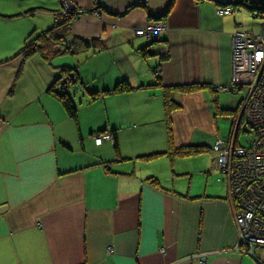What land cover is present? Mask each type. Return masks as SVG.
Segmentation results:
<instances>
[{"label": "crops", "instance_id": "obj_1", "mask_svg": "<svg viewBox=\"0 0 264 264\" xmlns=\"http://www.w3.org/2000/svg\"><path fill=\"white\" fill-rule=\"evenodd\" d=\"M219 1L73 0L84 13L60 53L21 63L59 2L0 0V264H255L237 250L227 191L182 192L188 157L169 155L218 139L214 88L230 83V35L246 32L233 6L216 13ZM162 17L159 41L134 35ZM79 40L95 47L64 51ZM64 70L77 79L66 90L75 121L47 92ZM120 82L132 91L103 93ZM107 131L116 148L94 144Z\"/></svg>", "mask_w": 264, "mask_h": 264}, {"label": "built area", "instance_id": "obj_2", "mask_svg": "<svg viewBox=\"0 0 264 264\" xmlns=\"http://www.w3.org/2000/svg\"><path fill=\"white\" fill-rule=\"evenodd\" d=\"M241 1L220 0L216 13L231 15L232 9L223 7ZM58 2L60 10L59 17L54 18L55 24L62 20L61 17L75 12L79 15L84 13L77 12L73 0ZM258 6L263 11L251 12L254 19L262 22L258 34L237 31L230 35V83L214 90L232 95H238L241 90L245 93L232 133L228 138L216 139L211 152L214 155V170L221 174L219 181H224L226 185L238 234L237 250L249 256L255 264H264V2L258 3ZM164 30L163 24L150 22L136 30L134 35L154 41ZM70 80L67 76L61 78L59 87L63 89L70 85ZM241 118L242 125L239 124ZM241 127L244 134L251 136L246 147L238 145ZM93 140L98 146L103 142H113L109 131L94 134Z\"/></svg>", "mask_w": 264, "mask_h": 264}, {"label": "trees", "instance_id": "obj_3", "mask_svg": "<svg viewBox=\"0 0 264 264\" xmlns=\"http://www.w3.org/2000/svg\"><path fill=\"white\" fill-rule=\"evenodd\" d=\"M249 0H242L240 3L238 4H234L232 5L233 7L238 6V7H242L243 9H245L246 11H263L262 8H259L258 4L257 5H251L249 6ZM169 11V8L166 10L165 13H167ZM75 15H68L66 16L64 19H62L58 24H55V26L43 33L40 34H31L30 36H28V38L26 39L23 47L19 50L17 57L21 59V63H23L25 60L29 59L30 57L37 55V54H42L43 50L45 48L47 51L49 49H51L52 54H58L60 53V50H56V49H52L51 45L53 44H62L65 45L68 40L71 38V21L73 19H75ZM162 18H159L158 20H161ZM154 42V41H152ZM64 47V46H63ZM91 47H95L94 43H89V42H85L82 40L79 41H74L73 45L70 46L69 48H65L64 51H72L73 53H77V52H81V51H86L88 49H90ZM69 77L71 78L70 80V85L65 86L63 89L59 87L60 80L63 77ZM76 75L72 74L71 72L64 70L61 71V75L60 78L56 81V83L51 86L48 89V93L54 97L62 106L63 110L65 111L67 117L70 120H76L77 119V109L75 107V105L73 104L71 97L66 93V90L70 87H74L76 84ZM74 85V86H73ZM57 89L62 90V93L57 92ZM196 88L195 87H188V88H178L176 89V91L179 92H193ZM216 89V88H214ZM132 91V89L130 88V86L126 83V82H120L118 84H116L114 86V88L111 91H105L103 92L105 95L107 94H124V93H128ZM218 90H214V92H217ZM172 93L171 90H165L164 91V102H163V108H164V114H165V118L166 120H168L170 111L175 107V105L173 104V102L170 100V94ZM240 108V106H239ZM239 108L237 110L234 111H228V113H230L232 115V118L234 120L237 119L238 114H239ZM240 125H242V118L240 119L239 122ZM233 125L235 126V123H233ZM233 131V129H232ZM231 131V133H232ZM105 133V132H104ZM111 133V132H110ZM230 133V134H231ZM112 136V144L114 145V147L116 146L113 140V134L111 133ZM228 138V137H227ZM116 148V147H115ZM211 148L205 147V146H186L180 149H174L172 151L169 152V155L172 157H190V156H195V155H199L201 153H205V152H210ZM159 154H154V155H149L146 157H143L142 159H149L152 157H155ZM214 162V160H213ZM214 168V166H213ZM150 182L154 183L153 179H149Z\"/></svg>", "mask_w": 264, "mask_h": 264}, {"label": "rangeland", "instance_id": "obj_4", "mask_svg": "<svg viewBox=\"0 0 264 264\" xmlns=\"http://www.w3.org/2000/svg\"><path fill=\"white\" fill-rule=\"evenodd\" d=\"M264 2V0H263ZM59 4V3H58ZM60 7V5H59ZM230 7L232 9V5H225L223 8H228ZM239 11L242 17L245 19L242 21L243 23V30L246 32H252L255 34H258L260 27L262 25V22L260 19H254L252 17L251 12L252 11H245L242 7L234 6L233 10ZM60 10V9H59ZM232 10V12H233ZM255 12V11H253ZM59 13V12H58ZM56 14L57 17H59V14ZM264 14V13H262ZM75 17H78L79 13L77 14L76 12L72 14ZM55 18V17H54ZM64 19L65 17H61ZM240 19V18H239ZM153 22V21H152ZM154 22H159L163 24L166 30V24L164 23V20H156ZM54 24H55V19H54ZM232 25V22H231ZM55 26V25H54ZM234 26V24L232 25ZM164 30V31H165ZM237 32V31H234ZM233 34V33H232ZM159 36L157 40H154V43L159 41ZM149 40V39H148ZM150 41H153L150 39ZM231 42V41H230ZM49 48V47H48ZM45 48L43 51L49 52L51 49L48 51ZM52 49L56 50H62L63 46L62 44H52L51 45ZM44 53V52H42ZM45 54V53H44ZM157 73V70L155 71V75ZM243 89V88H242ZM241 90V89H240ZM57 92L62 93V90L57 89ZM244 93L245 90L239 91L238 95H232L228 93H222L219 92L217 96L214 98V103H212V115H213V120L216 122L215 124V134L217 135L216 138L221 139V138H226L230 135L232 129L234 128L233 123H235V120L232 118V115L228 113V111H234L235 109L237 110L241 104V100L244 98ZM85 99V98H84ZM81 98V100H84ZM78 102V98L77 101ZM108 132V131H107ZM243 132L244 129L241 127V130L238 134V145L246 147L247 142L250 139L249 134H244ZM209 140V144L212 147V145L215 143L214 141H211V139L207 138ZM214 140V139H213ZM213 159L214 155L212 152H205L197 155L196 157H188L185 159L181 165L185 167L184 171L187 173V175L181 177V181L178 183L177 181V187H181V191L184 192L186 187L190 184L192 187V192L196 193H203L204 189H207L208 192L213 193L217 197H225L226 195V185L224 181H219L221 180L222 176L219 174L217 171H214L212 169V164H213ZM197 171H200L198 174H196ZM207 171H210V175L207 176ZM201 174V175H199ZM191 180V181H190ZM185 193V192H184Z\"/></svg>", "mask_w": 264, "mask_h": 264}]
</instances>
